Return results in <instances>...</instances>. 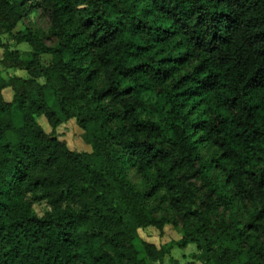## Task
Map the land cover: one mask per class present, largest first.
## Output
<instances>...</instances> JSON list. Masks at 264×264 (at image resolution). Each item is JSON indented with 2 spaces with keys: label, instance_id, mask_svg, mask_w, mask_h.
Returning a JSON list of instances; mask_svg holds the SVG:
<instances>
[{
  "label": "trees",
  "instance_id": "1",
  "mask_svg": "<svg viewBox=\"0 0 264 264\" xmlns=\"http://www.w3.org/2000/svg\"><path fill=\"white\" fill-rule=\"evenodd\" d=\"M0 47V264H264V0H0Z\"/></svg>",
  "mask_w": 264,
  "mask_h": 264
},
{
  "label": "rangeland",
  "instance_id": "2",
  "mask_svg": "<svg viewBox=\"0 0 264 264\" xmlns=\"http://www.w3.org/2000/svg\"><path fill=\"white\" fill-rule=\"evenodd\" d=\"M16 29L22 30V31L33 30L35 32H38L44 38V41L47 44L52 43V39L50 38L49 33H48V21L38 11H30L23 18V20L18 23ZM3 39L11 43L13 42V40L7 35L3 36ZM16 47H18L22 51L25 58L29 57L28 53L30 51V47L28 46V44L22 43V44L17 45ZM2 52L3 50L0 47V58H1ZM42 60L45 64L49 63L50 55L43 54ZM7 74L24 75L25 72L24 70L20 68H11L7 70ZM5 96L7 99H9L10 93L6 92ZM57 131L59 132L60 137L66 141V143L71 149L81 150V151L89 150L90 147L87 144H85L81 138L82 132L80 128L77 126V124L73 120H70L68 122L61 124L58 127ZM200 152L204 159H209L211 156H213L215 149L214 147L205 145L200 149ZM210 174L214 181L221 183V180H222L221 176L215 170H211ZM127 178L137 188H142L144 185L139 175L135 173L132 169L127 170ZM226 190L228 192V189ZM159 194L163 195V192L160 191ZM148 205L150 209L153 211V213L157 216L166 215L169 217H174V212L169 207L168 202L165 201L164 199H161L160 196L149 200ZM233 205H234L233 207H234L235 213L237 214V217H239V219L242 220L246 215V211L244 207L240 205L236 200L233 201ZM139 234L143 239L154 242L157 245L166 243L167 241L171 239L177 240L181 236L179 227H174L169 224L164 227V231L162 233H160L158 230L154 228L149 227L144 230H141ZM135 246L137 249L141 248L138 240H135ZM198 255H199V250L197 249L196 245L189 244L185 248H173L170 251V253L165 257V263L166 264H188L189 262L196 259Z\"/></svg>",
  "mask_w": 264,
  "mask_h": 264
}]
</instances>
